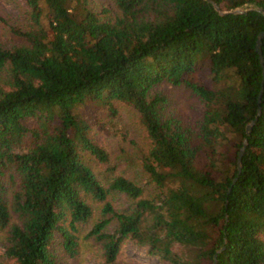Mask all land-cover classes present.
Wrapping results in <instances>:
<instances>
[{"label": "trees", "instance_id": "16d2710c", "mask_svg": "<svg viewBox=\"0 0 264 264\" xmlns=\"http://www.w3.org/2000/svg\"><path fill=\"white\" fill-rule=\"evenodd\" d=\"M24 3L22 25L0 16L9 33L0 35L8 264H68L54 238L74 254L87 221L101 264H118L125 239L165 264H212L214 254V264H264V78L255 50L264 0ZM260 50L264 67V35ZM173 87L203 103L195 121L170 109ZM123 105L142 133L132 146H141L143 182L118 170L90 134Z\"/></svg>", "mask_w": 264, "mask_h": 264}, {"label": "rangeland", "instance_id": "374dc122", "mask_svg": "<svg viewBox=\"0 0 264 264\" xmlns=\"http://www.w3.org/2000/svg\"><path fill=\"white\" fill-rule=\"evenodd\" d=\"M98 3H106V0H94ZM24 0H0V16L12 25L20 26L24 21ZM5 23L0 22L1 38L7 36L8 31ZM171 97L170 109L180 114L188 121H195L199 118L203 103L197 97L187 93L181 88H168ZM120 116L112 123H106L103 129L92 128L90 134L96 141L105 147L111 154V160L120 167L127 166L126 174L143 182V177L137 170L136 161L139 157V142L133 147L132 141H138L142 133L138 127L137 120L133 112L123 105L119 110ZM108 122V121H107ZM141 134V135H140ZM9 190V188H8ZM115 207L123 205V196L115 195L112 199ZM94 208L98 211L99 203L93 202ZM95 216V215H94ZM90 221L79 224L77 235V245L74 254L70 255L62 248L60 237L54 238V253L61 262L68 264H101L100 244L91 236H86ZM4 230H0V264H8L9 259L4 255ZM118 264H165L156 256L145 251L143 247L136 246L130 239L121 242L116 255Z\"/></svg>", "mask_w": 264, "mask_h": 264}, {"label": "water", "instance_id": "95a60500", "mask_svg": "<svg viewBox=\"0 0 264 264\" xmlns=\"http://www.w3.org/2000/svg\"><path fill=\"white\" fill-rule=\"evenodd\" d=\"M211 3L213 5V7L219 13H225V12H227V10H220L219 7L216 5V3H214L213 1H211ZM255 9L261 11V13L264 15V9L263 8L256 7ZM245 10H246V7H244V6H238V7H236V8L233 9V11H236V12H243ZM263 35H264V28L257 33L256 38H255V50L257 52V56H258L259 62L261 64V66H262V70H261V72H262V79L264 78V67H263V56H262L261 50H260V43H261V38H262ZM261 92H262V87L260 86L259 93L257 95V107H256L255 115L244 126V129H245V132L246 133L249 132L252 123L254 122V120L256 119V117L259 114V110H260L259 97H260ZM245 143H246V139L243 138L242 139V142H241V146L239 147L238 152H237V157H236L237 168H239L240 156H241V153L243 151V147H244ZM214 263H215V254L213 255V260H212V264H214Z\"/></svg>", "mask_w": 264, "mask_h": 264}]
</instances>
